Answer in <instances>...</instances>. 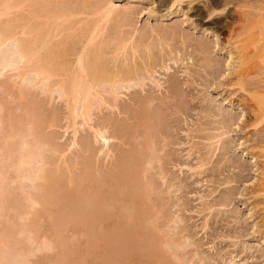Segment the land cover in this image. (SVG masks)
I'll return each mask as SVG.
<instances>
[{
	"label": "rangeland",
	"instance_id": "1",
	"mask_svg": "<svg viewBox=\"0 0 264 264\" xmlns=\"http://www.w3.org/2000/svg\"><path fill=\"white\" fill-rule=\"evenodd\" d=\"M50 1L45 10V0H0V9L9 4L1 30L45 61L58 45L81 49L75 37L98 29L91 48L102 46L111 72L130 74L99 88L106 103L97 99L91 124L107 130L105 148L82 120L74 127L60 90L67 78H23L17 42L0 47V264H33L35 255L55 264H264V120L251 98L264 70L238 65L245 0ZM61 1L71 12L55 8ZM84 1L93 6L76 8ZM107 2L129 17L103 20ZM10 60L18 66L4 70ZM59 61L75 67L77 56ZM127 163L140 166L137 203L122 213L123 195L99 197ZM116 213L129 224L101 230L104 215L121 223Z\"/></svg>",
	"mask_w": 264,
	"mask_h": 264
},
{
	"label": "bare ground",
	"instance_id": "2",
	"mask_svg": "<svg viewBox=\"0 0 264 264\" xmlns=\"http://www.w3.org/2000/svg\"><path fill=\"white\" fill-rule=\"evenodd\" d=\"M29 1L30 0H26L27 3ZM181 1L184 0H173V5L176 2L177 4L178 2H180L181 4L182 3ZM188 1L190 2V4L194 2V0H188ZM50 2H51L50 0L49 1L45 0V2L41 4V6H43L45 10H48L51 7ZM245 2L246 5L239 6V9L241 10L237 11L239 17H237L236 20H238L241 23V27H242L240 29L242 30L241 33L242 34L244 33L245 35L249 34L250 36L248 35V39H246L247 41L245 42V44H243L241 47H238L240 51L239 52L236 51V54L238 53L239 55L237 58L239 60L238 61L239 66L240 64H244V62H246V64L247 63L251 64V65H247V74H248V70L250 69V66H254L253 68H255V66L256 68L258 67L259 72L264 70V66H263L264 65V0H256L253 3H250L249 0L247 1L245 0ZM107 3H109V5L106 4L105 6V4H102L104 8L101 7L99 9V13L102 14L103 20L110 19L115 12L118 15L117 17L122 18L123 20H126L129 17L128 11H130L129 10L130 8L123 9L122 6L121 7L116 6L114 3L111 2H107ZM8 5H9L8 3L3 4L2 9H0V17H2V15L4 16L8 14V10H9ZM91 6H93V4L89 5L87 1H84L80 3L78 2L76 8L86 9ZM244 7H246L249 10L246 11L245 9L243 11L242 9H244ZM55 8L56 9L60 8L59 10H62V12H66V13L71 12L68 4L65 3L64 1L56 3ZM5 32L3 29L1 30L0 28V47L4 46L9 41L10 42L12 41L13 44L15 43V45L17 42V46H16L17 51L15 50L14 51L15 53L13 54L15 55L16 53L18 54L17 56L20 57L19 58L20 62L18 63L19 64L18 66L17 63L11 62L10 60V63L8 65L6 64V66L3 67V69L6 70L9 67H13L16 65L20 70L24 72L23 78L29 77V75L31 74L32 75L35 74V80L40 81L39 83H41L44 86H47L54 76L67 78V79H63L60 82L61 85L60 90L62 92V96L66 97V99L70 102V111L72 118L74 120V127L76 128L79 119L82 120L83 125H87L91 130L94 131L96 137L95 140L101 139L105 148H108L110 145V140L107 138L106 135L107 130L103 128L97 129L93 127V125L91 124L92 112L96 108L97 99H100L101 103H106L105 99H103L100 93H98L99 88L105 87L102 85L114 82V84L112 85V88L114 89L115 87L118 86L119 83L124 81V77L128 76L130 74V71L121 69L120 71L114 73L111 72L106 66L107 64L105 63V61L102 59V57H104L102 56L104 54L102 52V46H98L95 49L91 48V46L94 44L98 36L99 33L98 29H96L94 32H90L88 29H86L82 35L75 37V40L78 42V44L83 45L81 49H79L78 46H74L73 48L67 47L68 46L67 43L63 44L64 46L58 45L56 48L53 49L52 52L50 51L48 53L47 56L48 58L46 57L45 61H43V59L41 58L42 55H40L42 49L41 51L39 50L40 52L37 51L36 49H34L35 51L33 49L30 50L29 46L27 47L26 44L24 45L22 42L20 41L18 42V40L15 39L16 37L11 32L8 33ZM234 32H236L234 29L230 31V33L233 34ZM87 34H89L88 37ZM46 46L47 45H45V47ZM67 53H72L73 55L77 56V63L75 67H72V65L70 64L67 65L70 66V69L67 68L66 65H62L59 61V59H61ZM245 66L244 65L241 66L242 68L239 67L240 70L242 69L240 73L245 72L246 74ZM243 67H245L244 68L245 71L243 70ZM247 74L246 76H248ZM242 77H244L243 74ZM241 79H243L242 82H244L245 80L244 82L245 84L247 78L246 79L241 78ZM244 84L242 83V86ZM260 87L255 88L254 89L255 92L253 90L254 94L252 93L253 95L251 96V98H254L252 101L253 103H255V111L257 113L256 121L259 124L262 123L264 120V88H260ZM261 89H263V91ZM76 137H77V131L75 132V138ZM75 144L76 141L74 142V145ZM87 146L90 147V144H87ZM262 153H264V149ZM134 162H136L137 165H139L137 160H135ZM128 164L129 163H127V165L125 164L126 166L124 165L122 169L120 168L118 175H113V176L111 175V177L107 178L106 182L108 187L105 188L104 190H101L100 193L101 196L99 197V201L105 200L111 202L113 197L117 193H119V195H123L124 201H122L123 204H121V206L124 207V209L122 210V213H124L123 212L124 210L128 211L130 209L131 202L133 205L134 203L135 204L137 203L134 201V198H132L131 193L135 190V186H133V182L138 177L137 175L139 173L138 167L140 166L131 164V166L133 165L132 168L131 166L130 168H128L129 167ZM115 182L119 183L118 188H114ZM114 200H117V198H114ZM35 202L38 203L37 201ZM122 213H116L117 214L116 218H119L121 220V223L120 222L118 223L117 220L113 218V216L104 215L102 218H98L99 228L101 230H107L110 227H115V226L118 227L121 226V224L123 225L129 224L130 222L129 220L131 219H129V217L126 214H122ZM112 218L114 223L110 224ZM86 219L88 218L86 217ZM25 250L27 252V248H22L20 252H22L23 254ZM24 254L26 255L27 253ZM35 256H36L35 258L33 256L31 257V260L32 258L35 259L33 260V264H55V261L48 260L43 257H39L37 255ZM31 260H29L30 263L32 262Z\"/></svg>",
	"mask_w": 264,
	"mask_h": 264
}]
</instances>
